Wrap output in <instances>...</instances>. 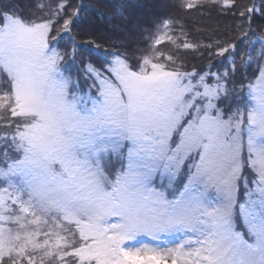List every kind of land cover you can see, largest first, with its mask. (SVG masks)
Masks as SVG:
<instances>
[{
    "label": "snow or ice",
    "instance_id": "snow-or-ice-1",
    "mask_svg": "<svg viewBox=\"0 0 264 264\" xmlns=\"http://www.w3.org/2000/svg\"><path fill=\"white\" fill-rule=\"evenodd\" d=\"M0 264H264V0H0Z\"/></svg>",
    "mask_w": 264,
    "mask_h": 264
},
{
    "label": "trees",
    "instance_id": "trees-1",
    "mask_svg": "<svg viewBox=\"0 0 264 264\" xmlns=\"http://www.w3.org/2000/svg\"><path fill=\"white\" fill-rule=\"evenodd\" d=\"M5 2H9V3H14L15 0H5ZM75 2V0H74ZM109 2V0H106V3ZM114 2V0H113ZM83 3L85 5H88L89 3H91V0H83ZM156 9H152L148 12H145V18H147L148 16H150L152 13L156 12ZM171 11V10H169ZM182 15L187 16L189 19L186 21V23H188L189 27H200L201 25H211L213 23V20H209L206 16H201L199 15L198 12L193 11V12H185L182 13ZM257 47H259L257 45Z\"/></svg>",
    "mask_w": 264,
    "mask_h": 264
},
{
    "label": "rangeland",
    "instance_id": "rangeland-1",
    "mask_svg": "<svg viewBox=\"0 0 264 264\" xmlns=\"http://www.w3.org/2000/svg\"><path fill=\"white\" fill-rule=\"evenodd\" d=\"M169 12H171V11H169Z\"/></svg>",
    "mask_w": 264,
    "mask_h": 264
}]
</instances>
